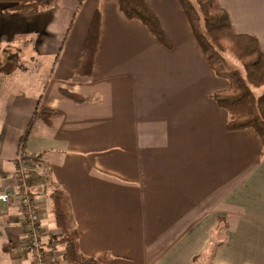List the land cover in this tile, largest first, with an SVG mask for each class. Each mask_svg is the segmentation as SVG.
I'll return each instance as SVG.
<instances>
[{
	"label": "crops",
	"instance_id": "obj_1",
	"mask_svg": "<svg viewBox=\"0 0 264 264\" xmlns=\"http://www.w3.org/2000/svg\"><path fill=\"white\" fill-rule=\"evenodd\" d=\"M218 2L264 54V0ZM148 6L171 49L114 0L39 10L0 0V195L20 189L21 171L46 170L53 186L35 195L44 240L62 234L50 199L59 189L66 231L97 264H264L261 138L227 130L213 95L230 83L208 67L178 1ZM97 13L98 50L83 78L76 71ZM8 61L16 70L2 72ZM48 110L58 116L35 121L22 150L35 113ZM26 241L20 203L0 201V264H33Z\"/></svg>",
	"mask_w": 264,
	"mask_h": 264
},
{
	"label": "trees",
	"instance_id": "obj_2",
	"mask_svg": "<svg viewBox=\"0 0 264 264\" xmlns=\"http://www.w3.org/2000/svg\"><path fill=\"white\" fill-rule=\"evenodd\" d=\"M21 1L22 9L39 10L53 7L57 0ZM78 1L82 3L84 0ZM114 1L118 2L121 12L127 19L140 21L162 46L171 49V44L159 18L148 6L149 0ZM177 1L208 67L216 77L230 83L229 90L213 95L217 105L229 115L227 130L229 132L253 130L260 136L264 148V94L258 95L256 93L264 88V54L258 41L251 36L239 35L234 32L230 17L220 7L218 0ZM100 28L101 18L100 13H97L85 41L76 71L80 77L90 78L92 75L100 40ZM228 55L242 66L241 69L230 66L227 59ZM8 62L2 67L6 70L4 72L9 73L16 70L12 65L14 63ZM62 94L75 102L83 103L86 101L84 98L67 91H62ZM56 116L58 113L51 110L37 111L22 141V150L35 121L42 120L46 124H50ZM29 159L32 162L42 164L41 156H30ZM25 175L34 199L37 192L43 191L41 188L47 189L51 184L46 170L41 173L30 172ZM51 185L53 186V184ZM50 191L52 214L57 228L62 230V234L52 238L50 242H56L64 248L63 261L65 264H97L94 259L82 255L77 233L66 231L63 207L68 202L67 197L59 189L54 188Z\"/></svg>",
	"mask_w": 264,
	"mask_h": 264
},
{
	"label": "built area",
	"instance_id": "obj_3",
	"mask_svg": "<svg viewBox=\"0 0 264 264\" xmlns=\"http://www.w3.org/2000/svg\"><path fill=\"white\" fill-rule=\"evenodd\" d=\"M27 159L26 155H22L20 158L22 166L27 163ZM19 186L20 189L15 193L0 195V201L9 204L17 199L20 203L27 230V241L24 249L32 252L33 264H65L62 247L56 242L44 240L43 217L32 196V189L28 185L23 171L20 172Z\"/></svg>",
	"mask_w": 264,
	"mask_h": 264
},
{
	"label": "rangeland",
	"instance_id": "obj_4",
	"mask_svg": "<svg viewBox=\"0 0 264 264\" xmlns=\"http://www.w3.org/2000/svg\"><path fill=\"white\" fill-rule=\"evenodd\" d=\"M227 59H228V61H229V64H230V66L231 67H233V68H240L241 69V65L234 59H231V56L230 55H228V57H227ZM6 69H8V68H6ZM2 70H3V72L4 71H6L4 68H2ZM258 95H260V94H264V88L263 89H261V90H259V91H257L256 92ZM200 264H212V261H209V260H203V261H201V262H199ZM198 263V264H199Z\"/></svg>",
	"mask_w": 264,
	"mask_h": 264
}]
</instances>
